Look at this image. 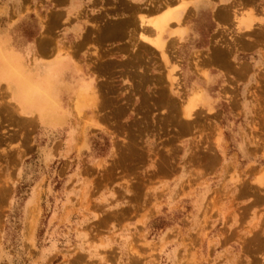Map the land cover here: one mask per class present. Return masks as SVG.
I'll return each instance as SVG.
<instances>
[{
    "label": "rangeland",
    "instance_id": "1",
    "mask_svg": "<svg viewBox=\"0 0 264 264\" xmlns=\"http://www.w3.org/2000/svg\"><path fill=\"white\" fill-rule=\"evenodd\" d=\"M211 2L188 11L193 32L169 21L167 63L135 24L83 31L69 53L94 88L62 92L63 115L24 113L6 85L0 264H264V160L251 184L227 155L264 157V0H230L223 27Z\"/></svg>",
    "mask_w": 264,
    "mask_h": 264
},
{
    "label": "crops",
    "instance_id": "2",
    "mask_svg": "<svg viewBox=\"0 0 264 264\" xmlns=\"http://www.w3.org/2000/svg\"><path fill=\"white\" fill-rule=\"evenodd\" d=\"M178 1L0 0V50H3L6 54L13 55L18 60L20 59L21 66L27 68L38 61L52 60L58 48L63 47L64 52L67 53L65 60L67 59L71 62L70 66L72 67V58L69 53L70 45L73 40L80 37L83 31L90 30L95 22H99L102 25L107 22L125 21L136 24L138 27V16L142 15L146 19L157 17L167 11V9H173L178 4ZM193 1L188 10L181 15V21L185 23L181 28H186L191 32L197 30L202 21L194 18L186 19L185 17L188 16L187 13L190 8L199 7L205 0ZM208 1L210 2V0ZM229 3L230 0H213L211 2L209 18L210 21L217 24L216 26L223 27L224 25H220L222 22H229L228 20L233 18L232 12H229V14L226 12L227 15L225 17L227 18H222L218 11L222 8L224 9ZM68 71L70 72V70ZM69 72L65 76L68 77ZM211 77L215 81L216 79L222 80V76L218 77L215 74L211 75ZM6 85L7 81L0 80V93L2 91L6 92ZM227 155L230 157L228 169L246 171L250 165L252 166L251 169L253 170H251L252 174L249 178V183L253 184L254 178L258 173V167L254 168L253 164L257 160H264V157L260 153L254 156L253 152L250 153L247 150L229 151ZM128 226L136 227V218L130 220ZM109 232H116L119 236L127 233L123 229V223L110 229ZM104 236L107 246H112V240L108 238L109 234ZM95 247L97 252L102 249L99 239L96 240Z\"/></svg>",
    "mask_w": 264,
    "mask_h": 264
},
{
    "label": "bare ground",
    "instance_id": "3",
    "mask_svg": "<svg viewBox=\"0 0 264 264\" xmlns=\"http://www.w3.org/2000/svg\"><path fill=\"white\" fill-rule=\"evenodd\" d=\"M187 1L188 0H179L178 4L173 7V9H167V11L160 15V17L157 16L158 18L156 17V20H151L153 19L152 17L151 19H146V17L142 15L138 16V39L142 43L154 48L160 54V57L164 63H167L168 61L165 40L163 38L166 30L165 28L168 27L170 20L174 19L179 22L182 19V13H185L188 10L187 5L189 3ZM239 20L241 21L240 18ZM117 30L119 29L117 28ZM148 30L155 34V40H150L148 38L149 35L147 37L145 36V32ZM144 47L145 46L142 48ZM66 54L67 53H65L64 50L58 48V51L53 56L52 60L47 62L43 61L41 63L36 62L33 64L34 66H30L33 67L32 71H28L21 66V61H19L13 55L6 54L3 50H0V80L7 81V87L12 92L13 100L16 102L18 107L20 106L22 108V111L24 110V113H27L25 110L26 108L35 105L34 109L38 111V117L42 121L48 119L49 116H51V114L54 112H56V114L63 115V109L59 104V97L62 92H66L71 90V88H74V90L72 89L73 91L70 92L76 96V105H78L77 103L80 102L79 100H82L84 98L83 96L87 94V92L93 90V80L91 79L89 82H85L79 68L75 65L71 67V62H69L67 59L65 60ZM68 70H70V72ZM68 72L69 75L67 77L65 75ZM168 79L172 85L173 79L171 78V75L168 76ZM189 106L190 105L182 110L183 115H185L187 118L190 116L192 117ZM11 111L13 112V110Z\"/></svg>",
    "mask_w": 264,
    "mask_h": 264
}]
</instances>
